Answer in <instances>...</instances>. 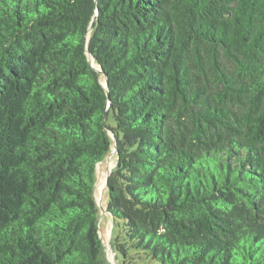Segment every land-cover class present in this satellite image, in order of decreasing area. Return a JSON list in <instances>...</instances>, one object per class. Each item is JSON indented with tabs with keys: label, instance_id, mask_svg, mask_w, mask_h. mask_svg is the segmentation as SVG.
Listing matches in <instances>:
<instances>
[{
	"label": "trees",
	"instance_id": "16d2710c",
	"mask_svg": "<svg viewBox=\"0 0 264 264\" xmlns=\"http://www.w3.org/2000/svg\"><path fill=\"white\" fill-rule=\"evenodd\" d=\"M114 144L118 264H264V0H0V264H110Z\"/></svg>",
	"mask_w": 264,
	"mask_h": 264
},
{
	"label": "rangeland",
	"instance_id": "374dc122",
	"mask_svg": "<svg viewBox=\"0 0 264 264\" xmlns=\"http://www.w3.org/2000/svg\"><path fill=\"white\" fill-rule=\"evenodd\" d=\"M93 64L96 66L94 62ZM116 163H117L116 154L108 153L105 159L97 165V180L95 183L94 193L99 207L98 225H99L100 235L104 242L105 256L107 260L114 261L115 264H118V260L116 261L114 256V251L110 244V238L112 235V220L110 214L107 212V210H105L107 205L106 204L107 194H106L105 183H106L107 175L110 173L111 169L116 165ZM151 264H160V263L157 261H153Z\"/></svg>",
	"mask_w": 264,
	"mask_h": 264
},
{
	"label": "water",
	"instance_id": "95a60500",
	"mask_svg": "<svg viewBox=\"0 0 264 264\" xmlns=\"http://www.w3.org/2000/svg\"><path fill=\"white\" fill-rule=\"evenodd\" d=\"M95 18H96V13H95V15H94V17H93V19H92V21H91V23H90V25H89V29H88V31H90V29H91V27H92V25H93V21L95 20ZM87 50V49H86ZM86 53H87V57H88V61H89V63H90V66L94 69V70H96L97 72H100V73H102V70L100 69V68H98V67H96L93 63H92V61H91V58H93L92 57V55H91V53L90 52H88V50L86 51ZM105 87H107V79H105V81H104V84H103ZM106 115H107V113H105V115H104V120H106ZM112 153H115L116 154V156H117V152H116V146H115V144H114V146L112 147V150L109 152V154H112ZM110 156V155H109ZM105 159V158H104ZM100 163V162H99ZM98 163V164H99ZM109 175V174H108ZM108 175H107V177H108ZM107 184V179H106V183H105V185ZM106 210V209H105ZM111 216V215H110ZM111 220H112V217H111ZM99 233H100V230H99ZM100 237H101V235H100ZM101 239H102V237H101ZM102 241H103V239H102ZM103 244H104V242H103ZM114 256H115V259H116V254H115V252H114ZM109 261V260H108ZM110 262V264H115V262L114 261H109Z\"/></svg>",
	"mask_w": 264,
	"mask_h": 264
},
{
	"label": "bare ground",
	"instance_id": "6f19581e",
	"mask_svg": "<svg viewBox=\"0 0 264 264\" xmlns=\"http://www.w3.org/2000/svg\"><path fill=\"white\" fill-rule=\"evenodd\" d=\"M91 61H92V63H93V59L91 58Z\"/></svg>",
	"mask_w": 264,
	"mask_h": 264
}]
</instances>
